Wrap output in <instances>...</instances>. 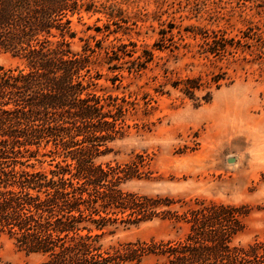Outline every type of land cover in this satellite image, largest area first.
I'll use <instances>...</instances> for the list:
<instances>
[{
    "label": "trees",
    "instance_id": "obj_1",
    "mask_svg": "<svg viewBox=\"0 0 264 264\" xmlns=\"http://www.w3.org/2000/svg\"><path fill=\"white\" fill-rule=\"evenodd\" d=\"M94 8L92 0H0V50L18 61L0 69V240L41 255L39 264H140L147 256L156 258L153 264H264V236L236 243L245 207L197 201L178 214L169 210L170 199L121 188L140 178L142 163H97L126 136L129 107L92 90L101 79L92 68L95 51L70 46L73 19ZM213 42L211 54L227 52L228 41ZM130 54L111 50L105 64L117 70ZM145 56L136 70L149 62ZM200 87L187 80L182 91L192 98ZM42 158H50L48 168H36ZM157 218L182 220L188 232L104 248L110 227Z\"/></svg>",
    "mask_w": 264,
    "mask_h": 264
},
{
    "label": "rangeland",
    "instance_id": "obj_2",
    "mask_svg": "<svg viewBox=\"0 0 264 264\" xmlns=\"http://www.w3.org/2000/svg\"><path fill=\"white\" fill-rule=\"evenodd\" d=\"M92 1L93 12L82 11L73 19L70 46L76 52L95 51L92 68L101 79L92 90L118 97L129 107L126 136L110 143V152L97 163H142L140 178L121 188L173 201L170 209L162 210L182 214L197 201L243 206L248 212L242 219L245 229L236 243L247 246L262 238L264 8L258 7L259 1ZM223 39L228 41L227 52L211 54L213 41ZM117 49L133 55L110 70L105 59ZM145 53L149 62L136 70L137 58ZM17 65L11 54L0 50V69ZM187 80L201 86L192 98L182 91ZM41 160L46 162L36 168H48L50 158ZM109 230L102 239L104 248L178 240L188 226L182 220L157 218ZM42 260L41 255L18 249L12 240H0V264ZM155 260L147 256L140 264Z\"/></svg>",
    "mask_w": 264,
    "mask_h": 264
},
{
    "label": "water",
    "instance_id": "obj_3",
    "mask_svg": "<svg viewBox=\"0 0 264 264\" xmlns=\"http://www.w3.org/2000/svg\"><path fill=\"white\" fill-rule=\"evenodd\" d=\"M235 159H228V163H233Z\"/></svg>",
    "mask_w": 264,
    "mask_h": 264
}]
</instances>
